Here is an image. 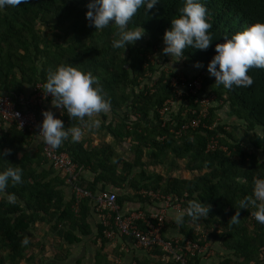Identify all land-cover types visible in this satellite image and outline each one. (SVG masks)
<instances>
[{
	"label": "trees",
	"instance_id": "trees-1",
	"mask_svg": "<svg viewBox=\"0 0 264 264\" xmlns=\"http://www.w3.org/2000/svg\"><path fill=\"white\" fill-rule=\"evenodd\" d=\"M88 3L28 0L15 8L0 9V95L12 100L30 96L33 87L41 84L44 88L48 74L62 65L89 72L111 102L109 112L97 115L100 129L113 143L128 142L134 158L125 161L104 140L85 147V142H72L69 137L57 149L67 152L93 180L82 175L78 181V187L91 197L77 203L72 193L66 201L67 185L45 160L42 149L41 156L37 153L35 157L25 151L30 133L14 126L4 132L1 127L0 153H10L0 156V171L19 167L22 182H10L0 193V264L29 262L34 257H27V252L35 247L44 253L34 235L37 224L48 225L56 238L51 258L43 256L38 264H82L81 260L69 262V247L92 236V224L96 227L93 241L101 242L93 261L113 264L104 254L108 243L104 228L93 223L95 198L104 192L116 194V189L123 192L125 186L140 200L142 191L174 197L182 211L193 200L210 205L208 217L194 222L203 232L196 234L195 228H187L185 224L193 221L185 215L181 245L188 240L206 247L203 254L190 257L189 264H204L201 258L218 246L222 254L217 251L213 264H264V224L251 215L256 209H240V201L252 196L254 178L264 177V69H250L252 85L232 90L216 85L207 71L215 44L252 24L264 23V0H201L212 25V45L206 51L186 48L180 61L163 55L162 48L164 32L179 15L184 0H159L151 10H138L129 27H142L144 35L125 51L112 47L118 38L115 25L100 31L88 26ZM197 62L202 66L195 67ZM195 81L201 88L193 94L187 87ZM203 99H210L205 108L200 104ZM61 119L65 128L82 125L66 111ZM193 120L199 122L197 128L182 129ZM213 141L216 149L207 151ZM179 161L185 162L191 178L173 175L180 170ZM148 165L166 168V176L146 173ZM8 194L15 195L14 204L8 202ZM116 197L119 206L131 199ZM237 211L239 220L234 223L231 218ZM117 236L126 244L132 241ZM161 236L164 241L176 238L167 237L165 228ZM25 238L27 245L22 243ZM141 252L145 258H135V264H163L151 260L162 258L160 248Z\"/></svg>",
	"mask_w": 264,
	"mask_h": 264
},
{
	"label": "clouds",
	"instance_id": "clouds-1",
	"mask_svg": "<svg viewBox=\"0 0 264 264\" xmlns=\"http://www.w3.org/2000/svg\"><path fill=\"white\" fill-rule=\"evenodd\" d=\"M27 3L28 0H0V9L15 8ZM158 3L159 0H89L85 19L89 22L88 26L94 27L96 31L115 25L118 29V38L112 41V47L125 51L144 35L142 27H129L133 17L141 8L151 10ZM211 27L207 21V9L201 0H184L179 15L173 17L170 28L164 32L163 55L180 61L185 56L186 48L206 51L214 39L209 31ZM214 51L207 71L215 78V84L229 90L234 87H250L253 83L252 77L248 74L250 69H264V23L257 22L230 38H225L223 43L215 44ZM194 66L199 68L202 65L197 62ZM43 92L45 96L53 97L54 108L66 111L70 118L78 119L84 125L65 128L62 119L57 118L53 111H43L38 135L52 149L59 148L69 137L72 142H80L85 135V128L90 131L100 127V120L91 118L109 112L111 107V102L105 98L98 80L91 73L71 65H62L54 72H50ZM86 117L89 118L87 121ZM9 153L10 150H6L0 153V156ZM10 182L12 184L22 182V170L19 167H9L0 171V193L5 192ZM7 200L14 204L16 197L8 194ZM249 208L256 209L251 215L258 223L264 224V177L254 178L252 196L240 201V209ZM209 211L210 205L190 201L186 211L175 215L174 223L182 226L185 215L190 217L191 221L198 222L207 218ZM238 217L239 211L231 219L235 223L239 220ZM22 243L27 245V238Z\"/></svg>",
	"mask_w": 264,
	"mask_h": 264
},
{
	"label": "built area",
	"instance_id": "built-area-1",
	"mask_svg": "<svg viewBox=\"0 0 264 264\" xmlns=\"http://www.w3.org/2000/svg\"><path fill=\"white\" fill-rule=\"evenodd\" d=\"M187 88L190 93L194 94L200 90L201 84L195 81L191 85L188 84ZM43 91V86L37 84L33 87L30 96L22 95L12 100L8 96L0 95V128L14 126L18 131H28L30 135L40 138L43 157L54 170L59 172L65 184L76 196L78 203L83 198L91 197L89 192L78 187L83 167L78 166L67 152H61L46 145L43 138L38 135L43 120L42 112L47 110L46 105L53 100L51 95L45 96ZM209 100L203 99L200 104L205 108ZM55 116L59 118V116ZM198 126L199 122L193 120L182 129H194ZM215 149L216 143L213 141L207 147V151ZM151 195L153 196L152 193ZM154 197L163 203V208L147 218L142 212H130L121 216L116 194L108 192L99 194L95 198L94 209L98 223L104 228L103 236L108 240H113L117 235H124L132 239L133 246L137 250L152 253L158 247L163 252L164 261H169L171 264H189L190 257L203 254L206 247H201L188 240L184 241V245H181V239L164 241L161 234L165 228L166 211L174 206L180 208L181 203L174 197L159 195H154ZM138 222H142V226ZM140 227L144 230H141Z\"/></svg>",
	"mask_w": 264,
	"mask_h": 264
},
{
	"label": "crops",
	"instance_id": "crops-1",
	"mask_svg": "<svg viewBox=\"0 0 264 264\" xmlns=\"http://www.w3.org/2000/svg\"><path fill=\"white\" fill-rule=\"evenodd\" d=\"M55 102V101H53ZM47 110H51L54 112L55 115L59 116V118L61 119V116L65 113L64 110L61 109H57L54 108L52 106V102L48 103L46 105ZM87 121V120H86ZM101 125V124H100ZM79 127H84V125L82 124ZM3 131L5 132L7 130L8 127L6 126H2ZM102 131V129H100V127L93 132L95 134V136H88L89 133H86L85 131V135L82 138L81 141L85 142V147H95L97 146L98 143H100V141L104 140L107 143L113 144V146L116 147H120L122 144L125 147V145H127V148H129V152H130V144L128 142H122V143H113V140L110 136L105 135V132ZM102 133V134H100ZM104 134V135H103ZM3 135V132H0V136ZM104 136L102 139L101 136ZM31 136V140L29 141V145L27 147H25V151L29 153L30 156L35 157L37 153H39L42 149V145H41V140L40 138L34 136V135H30ZM88 136V137H87ZM97 136V137H96ZM99 137V138H98ZM72 141V140H71ZM39 155L41 156V154L39 153ZM150 165H148L147 167H149ZM146 167V168H147ZM149 174H159V173H155V172H149ZM82 175H86V177L90 176L89 173L83 172L81 173L80 178L82 177ZM59 176L62 178V176L59 174ZM91 179L93 180V176H90ZM109 188V187H108ZM65 195L67 197V200L73 195L71 192V189L66 186L65 188ZM112 190V188H110ZM116 194L118 196L121 195H125L128 198H131L130 200H128L125 204H123L122 206H119V212H124L126 213H130V212H135V211H139L142 212L144 214H149L152 215L154 213H156L158 210H160L161 208H163V203L159 202L154 195L157 194H153V196L151 195V192H139L138 195L142 198V200L137 199L136 197H134L133 192L131 189H129V187L127 188V186H125L124 191H120L119 189H116ZM3 194V193H2ZM182 209L181 207H173L170 208L166 211V218H165V235L167 237H176L174 239H181L179 235H181V229L184 226V224L182 226H178L174 223V217L177 213L181 212ZM99 224L98 223V218L97 215L94 213L93 214V223ZM91 226L93 229V235L90 237H87L86 240H83L82 242L71 246L72 248H74V250H71V257L69 262H73L75 260H81L82 264H95V262L93 261L94 259V255L96 254V251H98L101 247V242L100 240L97 241H93L94 240V234H96V227H94V224H92ZM185 226L188 227H193V228H198V230L196 229V231H199V229L201 228L200 224H194V222H189L188 224H185ZM197 234V233H196ZM127 241V240H126ZM129 241V242H128ZM127 244L126 242L121 241V239L116 236L115 239L113 240H108V243L105 244V248H104V254L108 257L109 260H111V262H113V264H135V258L143 261L144 254L143 252H141L140 250L134 249L133 248V244L131 240H128ZM220 252V254H222L220 247H216L215 250H213V252H210L209 254H206L205 256H203L201 258V260L204 261V264H213V262L217 261L216 258V253ZM146 256V255H145ZM147 257V256H146ZM153 262H155L156 260H160L163 264L166 263V261H164L163 258L161 259H151ZM58 264H64V263H58ZM161 264V263H159ZM203 264V263H202Z\"/></svg>",
	"mask_w": 264,
	"mask_h": 264
},
{
	"label": "rangeland",
	"instance_id": "rangeland-1",
	"mask_svg": "<svg viewBox=\"0 0 264 264\" xmlns=\"http://www.w3.org/2000/svg\"><path fill=\"white\" fill-rule=\"evenodd\" d=\"M150 58L152 59L153 57H150ZM91 119H93V120L98 119L97 115L92 117ZM100 124H101V122H100ZM97 129L98 128H95V129H92L89 131L87 128H85V131H86V133H89L88 136L93 137V136H95V134L93 132H95ZM100 134H102V133H100ZM99 144L100 143H98L97 146ZM115 150L121 155V157L125 161H132L134 158V155L129 152V148H127V145H125V147H124L122 144L120 147H116ZM184 166H185V162L179 161L180 170L173 172V175L178 177V178H184V179L191 178L193 175L190 172H187L184 169ZM144 171L148 174H149V172L159 173V174H162L164 176H166V174H167L166 168L155 167V166H149ZM49 228L50 227L48 225H44V224H37L36 225L34 235L40 239L41 246L44 248V253L41 252V250L38 247L31 248V250H29L27 252V257L30 258L32 256L34 258L32 260H30L29 262L24 261L21 264H38V260L43 256L46 258H51L52 254H53L52 244L54 243L56 238L52 234H50ZM196 229L198 230V228H196ZM200 232H203L202 228H200L199 231H196L197 234ZM71 250L73 251L74 248L71 247Z\"/></svg>",
	"mask_w": 264,
	"mask_h": 264
}]
</instances>
